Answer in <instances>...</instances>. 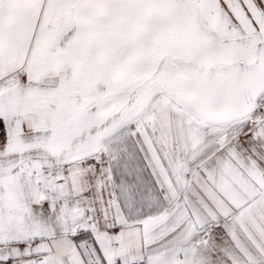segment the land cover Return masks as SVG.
Masks as SVG:
<instances>
[{
	"label": "snow or ice",
	"instance_id": "snow-or-ice-1",
	"mask_svg": "<svg viewBox=\"0 0 264 264\" xmlns=\"http://www.w3.org/2000/svg\"><path fill=\"white\" fill-rule=\"evenodd\" d=\"M0 264H264V0H0Z\"/></svg>",
	"mask_w": 264,
	"mask_h": 264
}]
</instances>
